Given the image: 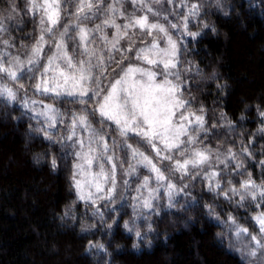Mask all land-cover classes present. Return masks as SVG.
I'll return each instance as SVG.
<instances>
[{
  "label": "trees",
  "instance_id": "trees-1",
  "mask_svg": "<svg viewBox=\"0 0 264 264\" xmlns=\"http://www.w3.org/2000/svg\"><path fill=\"white\" fill-rule=\"evenodd\" d=\"M130 1L104 0L98 16L75 21L79 0H62L61 20L51 34L44 33L49 43L39 63L28 65L32 45L47 21L41 25L43 12L29 11V0H0L4 28L0 60L12 63L14 70L19 67L14 57L25 61L21 80L0 74V88H11L16 94L14 101L6 94L0 96V264H248L231 248L226 221L231 216L241 228L262 235L253 219L256 210L235 208L225 180L219 188L213 185L214 190L207 177L197 173L199 166L188 165L186 174L175 170L176 163H181L179 148L166 150L156 139L161 149L157 156L141 137L133 133L121 137L117 126L96 111L100 97L91 92L85 97L66 94L72 83L64 85L59 73L72 74L75 68H68L62 56L44 77L56 91L45 93L35 87L48 57L60 55L56 43L65 25L77 22L91 30L88 39L81 43L79 29L70 27L63 38L65 51L76 67L81 61L86 69L92 66L86 86L95 89L101 67L106 69L100 77L101 87L106 88L124 43L136 28L124 25L141 17ZM195 1L207 27L186 46L177 43L176 67L168 76L187 101L177 116L189 111L203 115V128L212 131L203 133L208 131L193 123L187 132L192 129L198 134L194 148L187 138L184 141L198 151L212 149L218 142L225 150L235 151L234 145L242 141L240 147L252 155L243 156L246 166L241 170L253 164V178L264 183V134L257 132L264 113V0ZM175 3L179 20L183 12ZM105 20L119 25L121 35L127 32L116 48L112 42L117 28ZM173 35L176 39L177 34ZM101 59L103 65L97 67ZM158 69L166 75L163 67ZM81 99L86 102L80 103ZM80 115L87 116L88 126H81L77 119L73 127ZM133 149L160 168L165 179L157 180L151 166L139 154L133 155ZM165 155L171 159H162ZM101 168L104 176L99 175ZM238 175L243 177V172ZM233 178L237 180V174ZM97 183L102 191L96 190ZM109 189H113L110 195ZM145 200L150 208L144 207ZM126 222L144 235L140 246L134 234L125 230ZM92 242L103 244L106 251L89 249Z\"/></svg>",
  "mask_w": 264,
  "mask_h": 264
},
{
  "label": "snow or ice",
  "instance_id": "snow-or-ice-1",
  "mask_svg": "<svg viewBox=\"0 0 264 264\" xmlns=\"http://www.w3.org/2000/svg\"><path fill=\"white\" fill-rule=\"evenodd\" d=\"M103 0H98V3H102ZM30 7L29 11L41 10L43 15L41 16L40 23L43 26L45 21H47L48 26L41 28V35L36 40V42L32 45L31 53L27 57L26 63L28 65H36L39 63V58L44 52V45L49 43V41L45 40L44 33L47 32L51 34L53 32V27L57 25L61 20V3L62 0H43L42 3H38L37 0H29ZM98 3H93V0H79L76 5V12L73 13L75 17V21H80L81 16H84V19H89L90 17L84 15L85 11L91 12L95 7L98 6ZM133 3H136V0H133ZM109 10H114L109 6ZM197 5L193 4L191 9L189 10L190 15H195L197 11ZM151 11V9H149ZM155 14V13H154ZM166 19V17H165ZM187 19V18H186ZM104 23L109 26H115L117 28L118 35L116 39L112 42V47L116 48V44L119 42V39L123 36H127V32L125 31L122 35L120 34V26L115 25L112 20H105ZM139 27L142 31L147 30L148 35H152V30H158L159 32L166 33V29L164 26L158 23H148V17L143 16L139 18H135L131 20L128 24L124 25V28L127 29L129 27ZM70 27L78 28V36L81 43L85 42L88 39V35L91 30L87 29L84 26H81L80 23L74 22L71 26L65 25L64 30L60 33V40L56 43L57 54H53L48 57V63L44 66L43 73L41 74V81L35 85L37 91L41 89L47 92H55V87H48V81L44 78L46 74L51 70V65L55 60L61 58L65 59L67 62L68 68H75V72L72 74H67L61 71L60 76L64 77V85L72 83L71 90L66 92L69 96H74L79 94L80 97L88 96L91 92L93 96L100 97L102 96V100H98V108L96 111L99 112V115L103 117L105 120L112 121L117 128L119 129V135L121 137H127L128 133H133L135 136H139L142 139L146 140L149 144L153 146V150L156 152L157 156H160L161 149L156 147L154 140L160 139L164 144L165 149L171 151L174 148H179L180 144L183 143L180 137L187 135V127L183 121H188L190 123H195L199 126L201 131L204 130V117L203 115H196L195 113L188 112L184 114L180 113V121L179 124L174 123V117L176 116V112L178 109H183L185 106V101L178 98L179 87L178 85L171 84L167 79L164 80L163 83H156L155 76L156 73L151 70H145L140 67L128 66L126 69L121 68L120 72L122 74L119 75V78L110 84V87L107 90L101 87L100 77L104 76L106 69L102 68L103 60L101 59L100 65L97 67H101L100 76H97L95 79V89L86 86L87 81L92 79V66L86 69L84 67V62H80V66L76 67L73 64L72 58L68 55L67 51H65L64 44V36L70 30ZM173 28L177 27V25L173 24ZM97 29L100 28V25L96 26ZM185 28H187V23H185ZM2 30V28H0ZM193 37L197 35V33H191ZM168 49L160 50L163 52L165 57H169L168 59H160L159 61L156 59H150L147 54L142 55V53H146L148 49H139L136 54L137 59H144L146 63L150 65H163V70L166 75H171V68H175L176 64L174 61V57L176 56V43L168 37ZM3 43L7 46L9 42L4 40ZM158 43L153 40L151 44V49H158ZM119 51V49H116ZM128 51H132V48L129 47ZM109 59H112L109 57ZM127 59V57H124ZM15 65H19L18 68L14 70L13 64H5L3 60H0V74H5L9 79L13 81H19L23 78V65L25 61H22L19 56L13 58ZM117 66L119 67L123 60L117 61ZM29 72L33 71L31 67L27 69ZM115 71V69H113ZM19 73V74H18ZM78 73V75H77ZM139 74L140 79H137L136 76ZM146 77L147 79H143ZM23 87V85H20ZM56 87H61V85L57 84ZM4 94L10 100L16 99V94L12 91L11 88L2 87L0 88V96ZM59 95V93H57ZM80 103H85L83 99L79 101ZM27 106V105H25ZM49 110L50 107H49ZM203 109H201V112ZM264 116V113H261ZM78 119L81 126L87 125V116L80 115L79 117L74 118L73 127H75V121ZM53 125H49L52 127ZM46 137H48V133L45 132ZM50 138V137H48ZM71 139V136L68 137ZM195 136H189V142H195ZM99 140L103 142V148L107 151L108 144L104 141V138L101 136ZM131 148V145H128ZM247 151V150H245ZM139 154L143 157V160L147 162L148 165L151 166V170L156 174L157 180H164L165 176L161 173L160 168H158L152 161L144 156L143 153H139L138 150L133 149V155ZM79 156V154H77ZM183 155V152L181 153ZM109 162H111V157H106ZM231 159H235V155L233 154ZM162 159H171L170 156H163ZM209 160V155L206 151H196L193 153L191 159H185L183 163L177 162L175 165V170L181 171L186 174L187 166L191 165L192 167H197L199 165L207 163ZM87 162L91 164L92 160L88 159ZM224 163V161H220ZM264 164V161H261ZM53 167H55V160H53ZM77 168L80 167L79 164L76 165ZM239 167V164L237 165ZM100 176H104L103 168H101ZM217 173L213 172L210 175V179H214ZM96 190L102 191V187L99 183L96 185ZM76 187L78 192L81 190L80 181L76 182ZM169 188H172L173 185L169 184ZM216 188H219L220 185L217 182L215 184ZM240 189H243L245 192L251 196L253 200H256L257 193H259L260 197L264 199V186L257 185L250 178L243 181L240 185ZM254 189L255 191H252ZM211 190V189H210ZM113 189H109V195ZM234 195H240V199L244 200L245 196L241 194V192L236 188H230ZM227 198V192L223 193ZM80 199H85L83 195L80 196ZM144 207L150 208L151 203L149 200L144 201ZM256 223L260 227V232L264 233V213H261L253 218ZM127 227V225H125ZM240 232L247 233L248 229L239 228L238 234ZM137 235L139 233L137 232ZM252 240L255 241L258 248H264V243H261V240L257 239L256 236H252ZM255 255L253 251L251 253Z\"/></svg>",
  "mask_w": 264,
  "mask_h": 264
},
{
  "label": "rangeland",
  "instance_id": "rangeland-1",
  "mask_svg": "<svg viewBox=\"0 0 264 264\" xmlns=\"http://www.w3.org/2000/svg\"><path fill=\"white\" fill-rule=\"evenodd\" d=\"M103 2L98 3V0H93V3H98V6L95 7L91 12L87 10L85 11L84 15L90 17L89 19H84V16H81L80 20L86 21L98 16ZM175 2H178V6L180 7V9H182L183 12L182 15L180 14L181 19L179 20L177 18L178 9L175 7L176 4ZM193 4L197 5L198 10L196 11L195 15H190L189 10L191 9ZM129 5L131 6L132 10H135L138 13H140L141 17L147 16L148 23H158L164 26V28L166 29V33H162L154 29L152 30V35H148L146 29L142 31L138 26L134 28L133 32L124 43L123 50L120 52L119 61L123 60V63L119 67L118 66L116 67L115 71L113 72L115 73L114 77L111 82L109 81L107 83L105 89L107 90V88L110 87V84L119 78V75L122 74L120 72L121 68L126 69L130 65L134 67H140L145 70L154 71L156 73L155 76L156 83H163L164 80L167 79L168 81L171 82V84L178 85V83L175 80H173L171 76L163 75L162 73L163 71H160L158 69V67H163L162 64L150 65L146 63L144 59H137L136 54L139 49H148V51L146 53H142V55L147 54V56L150 59H156L158 61L162 58L168 59L169 57H165L163 52L160 50L169 48L167 42L169 36L176 43V52L178 48L177 47L178 42L186 46L189 39L193 37L191 33H197L198 35L200 34L201 31H203L207 27L206 23L199 17L202 12L199 8L198 3L195 0H136V3L134 4L133 0H131ZM149 9H151V11H149ZM165 22L167 24H165ZM185 23H187V28H185ZM173 24L177 25V27L173 28L172 27ZM2 26L3 24H0V28H2V30H0V34L4 32V28ZM173 32L177 34L176 39L175 36L173 35ZM154 38L155 41L158 43L159 46L158 49H151V44L153 43ZM129 47L132 48V51H128ZM124 57H127V59H124ZM136 78L140 79L139 74H137ZM143 79L146 80L147 78L144 77ZM180 93L181 92L179 88V92L177 94L178 98L185 101L186 104L187 102L186 99H184V97H182ZM100 100H102V96H100ZM177 111H179V109ZM179 117L180 116H177L176 114V116L174 117V123L179 124L182 122L180 121ZM261 119L262 122L260 123L257 132L259 134H264V116L261 115ZM183 123H185L188 130H189V126L190 127L193 126V123H190L188 121H183ZM208 128L204 129V131H208V132H203V133L210 134L212 129L211 128L208 129ZM193 131L194 130L191 129L190 131L187 132L188 133L187 135L180 137L183 143L180 144L179 150H177V152L180 155L181 163H183L185 159H191L193 153L198 151L193 149L194 142L191 143L193 147L192 148L189 146V143L188 145H186L184 141L186 138L187 140H189V136H195V138H197L198 134L196 132L194 133ZM157 140L160 141V144H163L160 139ZM155 141L156 140H154V143ZM218 143L219 145L216 144L217 146L213 147L212 149H204L205 151L207 150V153L209 155V160L207 163L199 165L200 168L197 170V173H201L202 175L207 177L208 185L209 187L212 186L213 189H214L213 185H215L217 182L220 185V182L225 180L226 189L231 198L232 205L235 208L242 210L244 209L256 210L254 217L261 213H264V210L262 209V207H264V199L260 197L259 193H257L256 200H253L251 196L248 194V192H245L243 189H240L241 183L249 178L252 181H254L257 185L264 186V183L262 181L255 180L253 178L252 176L253 171L251 170L253 164H249L248 168H246L244 171L241 170V168L246 166V161L243 160V156L244 155L251 156L252 154L250 153V150H247L244 147H240L242 141H237L238 146L234 145L235 151L225 150L222 144L220 142ZM118 147L121 146L119 145ZM182 152L183 155H181ZM233 154L235 155V159L230 158ZM118 155L121 156V152H119ZM220 161H224V163H221ZM238 164L239 167H237ZM254 166L256 167L255 164ZM213 172H216L217 175L214 179H210L209 177ZM239 172H243V177L238 175ZM236 174H237V180L236 178H233V176ZM230 188L238 189L241 192V194L245 196V199L241 200L240 195H234L231 191H229ZM252 191L255 190L252 189ZM226 222H227V229H230V233H229L230 237L228 238V242L231 248L233 249V251L237 253L248 264H264V248H258L255 241L252 240V236H256L257 239L261 240V243H264V233L260 235L259 233H252V231H250L247 233L240 232L238 234V229L241 228V223L233 219L231 216L228 217ZM125 225H127V227L125 226V230L128 233L134 234L137 240V244H139L140 246L141 245L140 242L142 239H144V235L139 231L137 227L133 226L130 222H126ZM137 232L139 233V235H137ZM89 249H93L94 252H99V253L106 251L105 246L103 244L95 243V242H92L90 244ZM253 251L255 252V255L251 254Z\"/></svg>",
  "mask_w": 264,
  "mask_h": 264
}]
</instances>
